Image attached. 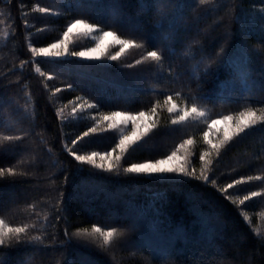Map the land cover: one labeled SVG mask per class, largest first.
Returning a JSON list of instances; mask_svg holds the SVG:
<instances>
[{
  "label": "trees",
  "instance_id": "1",
  "mask_svg": "<svg viewBox=\"0 0 264 264\" xmlns=\"http://www.w3.org/2000/svg\"><path fill=\"white\" fill-rule=\"evenodd\" d=\"M37 5L51 11L39 13ZM261 9L264 0H213L204 6L197 0H0V32L13 33L0 37V132L28 133L0 148V167L24 161L28 173L0 178V217L13 226L35 223L30 234L43 239L0 246V264H264V196L239 206L203 181L122 171L163 157L188 138L194 140L191 162L203 151L196 139L207 130L204 118L173 125L175 116L164 103L169 95L177 107L195 102L212 119L249 106L264 108ZM74 19L146 48L131 49L118 61L36 57L35 64L20 67L31 60L29 43L41 47L60 39ZM84 45L80 40L74 47ZM151 50L162 53L161 64H135ZM37 66L54 78L45 81ZM56 88L61 91L52 95ZM77 97L98 107L66 116ZM157 102L156 127L129 150L118 173L81 164L65 150L67 143L77 154L108 151L118 141L119 128L102 127L71 144L94 126L89 111L138 113ZM211 175L221 187L264 176V125L231 142L216 157ZM251 191H264V180L237 185L228 194L235 199ZM33 204L34 211L28 208ZM92 224L123 229L125 235L108 250L73 235Z\"/></svg>",
  "mask_w": 264,
  "mask_h": 264
},
{
  "label": "snow or ice",
  "instance_id": "2",
  "mask_svg": "<svg viewBox=\"0 0 264 264\" xmlns=\"http://www.w3.org/2000/svg\"><path fill=\"white\" fill-rule=\"evenodd\" d=\"M198 4L201 6L208 5L213 2V0H197ZM35 11L39 13L46 14L51 10L47 7H37ZM264 13V9H261ZM3 15V13H0ZM261 19H264V15H261ZM10 35H13L10 31L0 32V37L7 39ZM264 35V34H262ZM81 37L89 38L93 42V47L87 48L81 51H71L70 46L75 44V41ZM116 46H119L118 51H110ZM146 48V44L138 43L135 39L123 38L118 35L116 31H105L100 25L89 23L86 19H74L70 22L66 30L62 33V38L58 39L55 43L49 44L47 47H35L31 43L28 44V50L31 53L30 61H21L20 67L29 62L35 64L36 57H81L89 60H102L107 59L110 61H118L131 49H141ZM254 52L259 53V49H254ZM163 61L162 53L159 50L146 51L140 59L135 61V64H141L144 62H155L157 65L161 64ZM132 67L134 65H128ZM37 73L44 76L45 81L51 80L54 77L45 76L44 73L40 72V68L37 66L35 68ZM45 87L47 84L45 83ZM71 88V85H67ZM60 88H56L55 92L59 93ZM176 96H180L179 92L175 93ZM81 97H77V101H81ZM164 103L170 105L168 107V112L174 114L175 119L171 121L173 125L187 123L190 118H204L207 130L203 132V141L208 146L203 151L199 152V161L202 162L199 174L195 168L190 170V159L195 155L190 151V146L194 145V140L188 138L183 140L176 148L171 151L170 154L163 156L162 158L149 160L143 163H131L127 167H124L122 171L127 174H139V175H149V176H182L194 180L203 181L205 185L210 184L212 187L216 188L218 192L224 194L227 199L231 200L234 205L244 206L246 202L253 200L254 198L264 196V191H251L241 198L239 195L235 199L229 195V190L233 189L237 185L244 184L253 180H264V176H248L241 177L240 179H235L231 183L225 184L223 187L218 185L217 179H214L211 175L214 162L216 157H219L221 153L227 148V146L233 142L236 138L241 137L248 130L253 129L257 125H264V108L256 109L251 106L245 107L242 110L229 113L220 114L218 118L212 119L205 110L199 108L195 102L191 104L190 107L185 106L184 108L177 109V105L173 102L172 96L169 95L165 98ZM65 107H67L65 105ZM98 105L88 103L84 101L83 103H77L72 108V115L75 116L78 110L83 111L84 109H95ZM159 107V102L149 110V113L140 111L136 114L121 111H112L109 113L102 114L99 120H96V125L102 122H107V129H117L124 132V128L128 125H132V131L130 134H122L119 138V142L110 152H96L93 151L87 155H79L73 150L67 143H65V150L75 159V161L81 164H88L95 168L102 169L107 172H119L121 171V162L126 158V154L135 145L142 140L153 128L156 127L155 122L145 124L143 130L138 131L137 120L144 119L150 120L152 116L157 114V108ZM27 111V108H25ZM64 108L57 110V115H62ZM222 127H217V126ZM102 131L98 126H93L84 132L82 136H78L76 140H72L71 144L75 145L78 140L83 139L91 134H95ZM215 133V139L212 138ZM28 133L24 132L21 135H7L0 132V148L5 144L12 145L13 142L22 141ZM113 155V153H117ZM51 151V149H49ZM183 151V155H180ZM99 161V162H98ZM24 161H17V164L11 167H0V178L5 176L15 177V176H27V172L23 169L22 165ZM59 203V201H57ZM28 208L35 210V205H28ZM39 219V215L37 214ZM247 220V217H244ZM45 221L47 220V215L44 216ZM36 228V224L22 223L13 226L5 217H0V246H9L12 244L28 243L33 244L35 242L43 243L41 235H31L30 233ZM257 235L259 237V230ZM74 236L95 243L100 249L108 250L117 241L124 237L125 232L123 229H118L116 227H102L96 224H92L91 227L78 228Z\"/></svg>",
  "mask_w": 264,
  "mask_h": 264
},
{
  "label": "rangeland",
  "instance_id": "3",
  "mask_svg": "<svg viewBox=\"0 0 264 264\" xmlns=\"http://www.w3.org/2000/svg\"><path fill=\"white\" fill-rule=\"evenodd\" d=\"M105 30V29H104ZM105 31H108V30H105ZM119 35V34H118ZM62 38V37H61ZM80 40H84L85 44L84 46L76 49L74 46L77 44L78 41ZM57 41V40H56ZM56 41L52 42V43H55ZM51 44V43H50ZM49 45V44H48ZM48 45H45V46H41V47H47ZM34 46V45H33ZM72 46V49H70L71 51H81V50H85L87 48H90V47H93V42L89 39V38H84V37H81L79 39H77L75 41V44L74 45H71ZM70 46V47H71ZM37 47V46H35ZM40 47V46H39ZM119 50V46H116L114 49H110V51L114 52V51H118ZM85 100H81V101H77L75 104H72V106L70 107H66L67 110L65 111L66 112V116H72V117H78V116H84L82 115V112L80 110H78L77 114L75 116H73L71 113H72V108L77 104V103H83ZM178 109L180 108H183V107H177ZM86 110V109H85ZM118 111V110H117ZM121 112H124V111H121ZM105 113H109V112H102V111H98V110H93V111H89V113L87 114L88 118H91L92 119V123L94 126H98L100 128L102 127H107V122H102L101 124L99 125H96V120H99L100 119V116L102 114H105ZM145 113H149V111H145ZM132 114H136V113H132ZM175 119V117H173ZM216 119V118H215ZM137 126H138V131L140 130H143L145 124H148V123H153V116L151 117L150 120H144V119H138L137 120ZM217 127H222V126H217ZM120 130V129H119ZM132 131V125L131 124H128L125 128H124V132L121 133V130H120V135H119V138L122 134H130ZM119 138H118V141L116 142V144L119 142ZM213 139H215V133L213 134L212 136ZM196 142H197V145L199 146L200 149L204 150L206 149L208 146L204 143L203 141V134H201L197 139H196ZM115 144V145H116ZM115 145L113 146V148L115 147ZM113 148H111L110 150L108 151H96V152H101V153H105V152H110ZM118 151L117 150V153H113V155L115 154H118ZM190 151L192 152V146H190ZM91 152L93 151H90V152H85V153H80L79 155H87V154H90ZM170 154V153H169ZM180 155H183V151H181ZM162 158V157H160ZM159 159V158H157ZM151 160H155V159H151ZM191 160V159H190ZM146 161H149V160H143V161H139V162H133V163H143V162H146ZM99 162V161H98ZM190 170L191 168H199L201 165H202V162L199 161V156L198 158H196L194 161H190ZM7 194H9V192H6ZM10 195V194H9ZM12 197V196H11Z\"/></svg>",
  "mask_w": 264,
  "mask_h": 264
}]
</instances>
